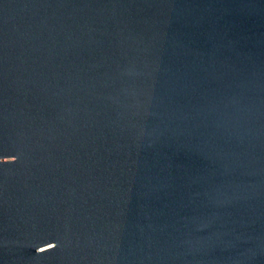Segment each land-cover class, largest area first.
I'll list each match as a JSON object with an SVG mask.
<instances>
[{
  "label": "water",
  "instance_id": "95a60500",
  "mask_svg": "<svg viewBox=\"0 0 264 264\" xmlns=\"http://www.w3.org/2000/svg\"><path fill=\"white\" fill-rule=\"evenodd\" d=\"M0 264H264V0H0Z\"/></svg>",
  "mask_w": 264,
  "mask_h": 264
}]
</instances>
